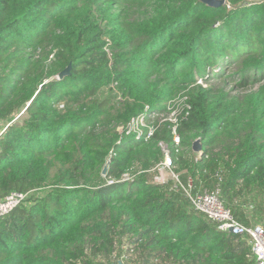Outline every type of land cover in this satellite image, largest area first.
<instances>
[{"label": "trees", "instance_id": "1", "mask_svg": "<svg viewBox=\"0 0 264 264\" xmlns=\"http://www.w3.org/2000/svg\"><path fill=\"white\" fill-rule=\"evenodd\" d=\"M96 2L0 0V122L24 112L0 136V201L28 193L0 216V264H113L123 245L146 264H255L248 241L219 230L180 183L139 171L159 172L163 141L181 183L191 176L194 193L221 184L252 224L241 206L264 192V0H119L105 23ZM136 6L157 14L131 21ZM211 75L260 86L232 96L196 84ZM153 81L194 85L176 129L160 124L166 104ZM111 82L121 101L104 97ZM109 110L115 127L143 116L156 129L119 141L103 120Z\"/></svg>", "mask_w": 264, "mask_h": 264}, {"label": "rangeland", "instance_id": "2", "mask_svg": "<svg viewBox=\"0 0 264 264\" xmlns=\"http://www.w3.org/2000/svg\"><path fill=\"white\" fill-rule=\"evenodd\" d=\"M96 4L94 6L95 8V16H97L98 21L102 22H108L109 16L115 17L122 9V6H118L117 3H119V0H96ZM157 13L153 10L152 6L148 7H139L136 6L134 9L128 10V17L132 21L133 19H139V21H142L143 19L150 20L152 19ZM113 25V24H111ZM111 28V27H110ZM225 73L229 74L228 69L225 68ZM238 74V73H237ZM210 76L209 82H206L204 79L199 78L196 84H201L204 87H211V85L216 84V87L219 88H225L226 92H229L232 94V96H238L240 94L251 92L252 90L258 89L260 85H257L253 87L249 84H242L238 85L236 88L233 85H235V81L228 80L226 83L228 87H226L225 84L218 83L221 78ZM192 85V84H191ZM194 85H179V86H170L169 84L166 85L162 82L153 81L151 88L156 90L154 92L155 94H159L160 92H164L163 96H159V102H162L164 100L166 104V110L161 112L159 115L160 118V124L171 122V127L173 129H176L178 126V123L180 122V117L182 116L183 112L185 111V108L188 106L187 100H188V94L190 93L191 89ZM119 85L116 82H111L108 85H105V92L104 97L111 99V102L114 103L116 100L121 101L123 98L121 90H119ZM213 87V86H212ZM129 87L126 89L127 95H129ZM147 111L150 110V107L148 106L146 108ZM23 111H20L14 118H12L10 121H2L0 122V136L3 134V132L6 130V127L12 123L22 122L23 118ZM154 115V114H152ZM157 115V113L155 114ZM113 114L109 110L106 112L105 115H103V120L105 123H107L108 127L114 128L117 124L116 120L113 119ZM153 118V116H151ZM152 123V122H151ZM151 123L146 122L143 119V116L138 118V116L131 119L130 122L127 124H120L118 127H115L116 132L119 134L120 138L119 141H121L125 137L129 136H139L146 131H148V134H151L156 129ZM104 127L99 128L97 131H102ZM160 146L164 152L165 159L163 162L157 165V169L159 170L158 173L155 172V168H151L148 171L141 169L139 171V174H148L151 176L154 172L153 177L155 178V181L160 183H167L170 180H173L174 182L178 183V178L180 179V173L176 172L174 167L171 165L170 168H167L163 171V175L161 176V169H162V163L166 161V158L171 157V145L160 142ZM178 147V145H177ZM145 159V157H143ZM143 162L138 161L137 167H141ZM144 170V171H143ZM148 172V173H146ZM128 176V175H126ZM47 190H36L34 193L35 197H40L45 194ZM32 195V194H31ZM30 195V196H31ZM30 204V203H29ZM241 208L243 209L244 213L248 217V219L252 222V224H261L264 225V192L258 191L252 194L246 203H242ZM144 257H142L140 254L134 252L133 250L129 249V245H123L122 248L119 250V253L114 255L112 257V261L114 263H117L119 260H122L125 264H146L144 262ZM113 263V264H114ZM153 264H155L153 262Z\"/></svg>", "mask_w": 264, "mask_h": 264}, {"label": "built area", "instance_id": "3", "mask_svg": "<svg viewBox=\"0 0 264 264\" xmlns=\"http://www.w3.org/2000/svg\"><path fill=\"white\" fill-rule=\"evenodd\" d=\"M174 144H180V136L175 133ZM161 176L163 171L172 165L171 157L166 158L162 163ZM183 190L188 196L192 206L204 213L209 221L215 222L221 231L241 235L252 247L254 253L255 264H264V225L250 224L242 222L227 206L222 195L221 184H217L214 188H205L200 192H193L194 180L190 176L187 184L181 183ZM28 196V193L14 192L8 195L4 200L0 201V216L7 214L16 206L21 204Z\"/></svg>", "mask_w": 264, "mask_h": 264}, {"label": "water", "instance_id": "4", "mask_svg": "<svg viewBox=\"0 0 264 264\" xmlns=\"http://www.w3.org/2000/svg\"><path fill=\"white\" fill-rule=\"evenodd\" d=\"M202 1L211 6H220L226 2V0H202ZM70 71H71V65H69L64 71H62L59 74V77L63 78L64 76L70 74ZM203 148H204L203 140L201 138H198L193 144V151L201 155L203 153ZM109 163H110V159L104 167L103 174L107 173ZM114 264H125V263L122 260H119L117 263Z\"/></svg>", "mask_w": 264, "mask_h": 264}]
</instances>
